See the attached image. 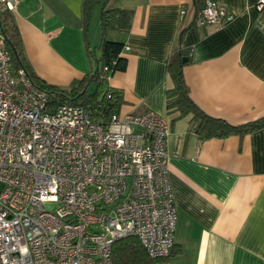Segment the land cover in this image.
Instances as JSON below:
<instances>
[{"label": "crops", "instance_id": "0c3cea01", "mask_svg": "<svg viewBox=\"0 0 264 264\" xmlns=\"http://www.w3.org/2000/svg\"><path fill=\"white\" fill-rule=\"evenodd\" d=\"M256 1L219 0L231 21L191 22L183 32L191 16L183 20L180 12L191 0L106 4L133 10L130 29L109 34L129 47L121 52L125 69L106 81L121 92L120 111L151 108L170 127L168 179L177 208L171 264H264V127L201 139L190 115L173 119L166 108V62L183 47L191 57L183 74L198 107L232 124L264 115V9ZM83 3L18 0L12 11L29 63L51 84L66 87L91 69L87 48L99 42L101 5L86 21Z\"/></svg>", "mask_w": 264, "mask_h": 264}, {"label": "built area", "instance_id": "2783aa9c", "mask_svg": "<svg viewBox=\"0 0 264 264\" xmlns=\"http://www.w3.org/2000/svg\"><path fill=\"white\" fill-rule=\"evenodd\" d=\"M0 2L13 11L18 0ZM233 17L204 0L194 22ZM47 106L45 91L13 69L0 33V264H114L113 244L128 236L145 250L143 264H171L177 208L166 119L119 109L102 122L81 105Z\"/></svg>", "mask_w": 264, "mask_h": 264}, {"label": "trees", "instance_id": "16d2710c", "mask_svg": "<svg viewBox=\"0 0 264 264\" xmlns=\"http://www.w3.org/2000/svg\"><path fill=\"white\" fill-rule=\"evenodd\" d=\"M107 2L108 0H84L83 11L86 21L92 7L98 3L101 5L100 38L97 45L100 56L96 57L94 51L87 48L88 58L91 63L94 59L95 64L92 63L89 72L78 79H73L66 87L51 84L36 74L25 55L14 14L0 2V33L10 52L12 67L14 70L24 69L34 85L45 91L48 98L47 110H53L62 103L77 104L91 110L93 118L102 122H107L111 114L119 110L123 102L121 92L108 86L101 74L104 67H107L106 71L110 75L116 70L125 69L126 58L121 55L125 45L121 41L110 39L109 34L111 31L127 32L130 29L133 10L108 7ZM203 5L204 0H191L190 8L186 9L183 17L184 20L189 13L191 21L184 23L182 32L194 22ZM190 61L189 50L179 47L166 62V73L172 80V86L166 90V108L168 111L176 112L173 119L190 115L191 128L201 139L221 138L230 134L242 135L264 127V115L244 123L232 124L226 119L211 116L198 107L190 96L189 86L183 74V67ZM93 82L95 88L90 91L88 87ZM107 92L110 96H107ZM112 259L114 264H143L149 260L139 240L134 236L120 238L114 242Z\"/></svg>", "mask_w": 264, "mask_h": 264}, {"label": "rangeland", "instance_id": "374dc122", "mask_svg": "<svg viewBox=\"0 0 264 264\" xmlns=\"http://www.w3.org/2000/svg\"><path fill=\"white\" fill-rule=\"evenodd\" d=\"M98 43L99 42H95V43H92V45L93 44H95V45H93V49H94V53H95V55H96V57H98V56H100V50H99V48L97 47V45H98ZM92 63H93V65L95 64V60L94 59H92ZM95 88V83L93 82L89 87H88V90H93Z\"/></svg>", "mask_w": 264, "mask_h": 264}]
</instances>
